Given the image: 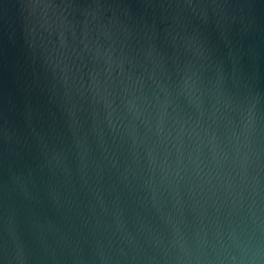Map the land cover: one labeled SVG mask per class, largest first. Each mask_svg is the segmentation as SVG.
Returning a JSON list of instances; mask_svg holds the SVG:
<instances>
[{
  "label": "water",
  "instance_id": "95a60500",
  "mask_svg": "<svg viewBox=\"0 0 264 264\" xmlns=\"http://www.w3.org/2000/svg\"><path fill=\"white\" fill-rule=\"evenodd\" d=\"M0 264H264V0H0Z\"/></svg>",
  "mask_w": 264,
  "mask_h": 264
}]
</instances>
